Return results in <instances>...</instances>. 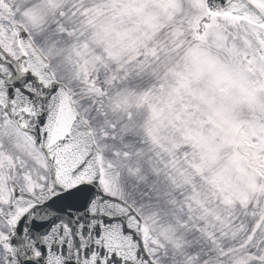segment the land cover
<instances>
[{"label":"snow or ice","instance_id":"obj_1","mask_svg":"<svg viewBox=\"0 0 264 264\" xmlns=\"http://www.w3.org/2000/svg\"><path fill=\"white\" fill-rule=\"evenodd\" d=\"M0 264H264V0H0Z\"/></svg>","mask_w":264,"mask_h":264}]
</instances>
